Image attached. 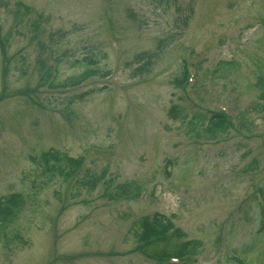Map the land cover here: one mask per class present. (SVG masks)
Here are the masks:
<instances>
[{"label": "rangeland", "instance_id": "374dc122", "mask_svg": "<svg viewBox=\"0 0 264 264\" xmlns=\"http://www.w3.org/2000/svg\"><path fill=\"white\" fill-rule=\"evenodd\" d=\"M1 1L0 197L25 205L0 264H168L167 233L136 237L154 214L201 243L178 264H264V0ZM172 105L234 123L208 141ZM47 150L79 169L44 174Z\"/></svg>", "mask_w": 264, "mask_h": 264}, {"label": "trees", "instance_id": "16d2710c", "mask_svg": "<svg viewBox=\"0 0 264 264\" xmlns=\"http://www.w3.org/2000/svg\"><path fill=\"white\" fill-rule=\"evenodd\" d=\"M221 67L231 68L233 63L230 61H221ZM216 73V71H215ZM92 74L91 70L83 71L82 73L75 76V78H68V80L62 82L60 85L64 87H74L80 85L84 80H86ZM185 78V71L180 74L179 77H175L172 80V85L176 88L182 86V81ZM262 98V96H261ZM251 109L255 111L259 109V105L252 106ZM189 114L183 109L176 105H172L167 111V117L170 120L178 121L179 123L185 125L189 132L194 133L198 137H204L209 141L216 140L222 134H224L228 129V121L224 114L216 111L206 118H200L199 114H195L191 118H188ZM242 121L244 122V115L242 116ZM32 161L42 166V171L44 174H52L53 172H62L63 170H70L67 175L79 169L82 160L69 158L64 154H61L55 150H49L42 152L39 156V162L37 159L32 158ZM66 175V177H67ZM94 177L89 180H93ZM137 188L126 186L125 192L133 191ZM24 199L19 193H12L7 196L0 198V234L6 237L5 230L8 226L12 225L16 221L19 212L23 209ZM173 227L172 222L163 215L154 214L153 222L149 223L147 219H142L139 221V234L137 240L143 241L145 238L154 235L156 237L157 232L162 229L166 232L168 229ZM7 238V237H6ZM170 239H176L179 241L176 245H171L167 252L164 254L169 257H176L178 259H183L184 261L193 262L199 255L201 244L197 240H187L186 235L180 230L175 229L174 234L169 236ZM233 260L243 264L240 260L233 257Z\"/></svg>", "mask_w": 264, "mask_h": 264}]
</instances>
